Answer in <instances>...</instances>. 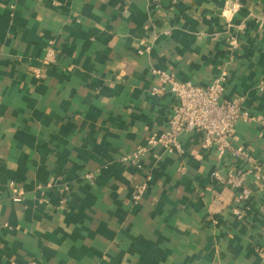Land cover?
Listing matches in <instances>:
<instances>
[{"label":"crops","instance_id":"0c3cea01","mask_svg":"<svg viewBox=\"0 0 264 264\" xmlns=\"http://www.w3.org/2000/svg\"><path fill=\"white\" fill-rule=\"evenodd\" d=\"M157 69L227 74L224 98L253 115L230 150L185 130L142 167L124 160L167 128L176 98L153 92ZM261 85L264 0H0V264H264ZM232 167L257 189L243 219L213 176Z\"/></svg>","mask_w":264,"mask_h":264},{"label":"built area","instance_id":"2783aa9c","mask_svg":"<svg viewBox=\"0 0 264 264\" xmlns=\"http://www.w3.org/2000/svg\"><path fill=\"white\" fill-rule=\"evenodd\" d=\"M177 3L181 0H171ZM237 3L228 6V11L233 13L238 9ZM56 51L53 47H49L44 58L45 64H50L55 60ZM160 74V84L154 87L153 92L161 93L165 90V85L170 84L172 93L176 98L173 111L170 115L166 130L160 134L150 136L146 143L137 147L130 155H126L124 160H128L138 167H142V156L155 146H162L168 151H172L174 147L180 148L178 143V135L185 131H196L201 135L202 147L204 149L215 148L220 153L230 150L232 139L235 133L236 123L239 119L250 121L253 115L243 106L245 97L238 95L232 99H225L227 74L222 73L211 81L208 85H198L191 81H180L162 69L155 70ZM35 74L40 75V70L35 69ZM264 85L260 87L264 89ZM260 122L264 125V115L260 117ZM243 152V148L237 149V153ZM245 155H247L245 153ZM256 170L260 171L258 166ZM252 172V171H250ZM216 182L222 187H229L235 190L234 214L238 219H243L249 210L250 201L256 192V187L247 183L248 171L232 167L225 173L219 170L213 172ZM93 178L92 173L87 175ZM259 185L264 183V174L258 173ZM149 178V177H148ZM147 183L139 185L135 191L134 199L138 201L147 189ZM259 187V186H258ZM257 187V188H258ZM60 192V201H67L66 191L69 187L66 185L58 188ZM22 191H16L14 200L22 199ZM47 199L41 198L40 202Z\"/></svg>","mask_w":264,"mask_h":264}]
</instances>
